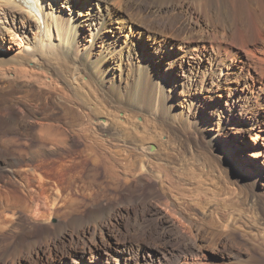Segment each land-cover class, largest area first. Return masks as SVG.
<instances>
[{"label": "bare ground", "instance_id": "bare-ground-1", "mask_svg": "<svg viewBox=\"0 0 264 264\" xmlns=\"http://www.w3.org/2000/svg\"><path fill=\"white\" fill-rule=\"evenodd\" d=\"M25 1L0 0V264H154L122 231L141 204L164 245L174 240L158 264H170L166 255L177 264H264V198L240 217L234 208L222 214L210 197L200 215L196 206L188 214L170 194L185 196L203 177L182 157L197 156L198 131L210 150L226 140L227 156L239 154L248 178L264 185V0L239 2L238 12L250 11L245 26L233 21L232 0ZM100 174L134 181L146 199L82 216L79 201L93 198ZM162 196L194 232L204 223L220 229L221 242L183 237L187 230L154 205ZM238 222L246 243L233 236Z\"/></svg>", "mask_w": 264, "mask_h": 264}, {"label": "rangeland", "instance_id": "rangeland-1", "mask_svg": "<svg viewBox=\"0 0 264 264\" xmlns=\"http://www.w3.org/2000/svg\"><path fill=\"white\" fill-rule=\"evenodd\" d=\"M47 1L49 2V4H47V5H49V7L51 5H53V1L52 0H47ZM232 1H233L232 4L234 5L233 6L234 7V10L232 11L233 21L235 23L236 22L237 23H240V20H241L242 24H244V26H245L248 23V21L251 20L250 19L251 16L249 14L250 13L249 8L247 7L246 8V11L243 9L242 11H239L238 12L237 10H238V6H239V2H246V0H235L236 3H235L234 0H232ZM55 9L58 10L57 8H55ZM242 15H244L245 17L242 16ZM238 19H240V20H238ZM85 32L88 34V31H84V34H85ZM126 33H127V31L125 33H123V34H126ZM87 36L88 35H86V37ZM160 39L163 40L164 37H160ZM233 45L231 47H234ZM236 48H239V47H236ZM233 50H235V49H233ZM4 57H5L4 52L1 54V50H0V60L3 59ZM181 62L183 64H185L186 63V59L185 58H182L181 59ZM219 74L221 75V78L222 77L224 78V74H225L224 68H222L220 70ZM215 75L217 76V71H216ZM258 86H261L262 87L263 85L258 84ZM229 93H231V92H229ZM225 94H227V93H225ZM228 95L230 96V94H228ZM259 107L262 108V109L260 108V111L263 112V108H264V99L263 98H261L260 106ZM201 133H202L201 131H198L197 133L194 132L193 133V137H192L193 138L192 139V143L193 142L194 143L195 142H200V144L202 146V147H196V145H195V147H193L194 149L197 150L196 151V155L197 156L194 157V158H192L191 156H189L186 153V151H184L182 157L184 159H187L190 162H192L194 164V166H197L196 168H198V170L196 171V173L198 172L200 174V173L203 172L202 173V176L203 177H201L200 179L197 177V181H194L193 180V182H191L192 185H188V186L186 185L188 187V188H185L186 189V192L188 190H190V188H191V191L190 192L188 191V194L185 192V196L184 195L183 196L182 195L181 196L180 195H177L176 196V193L174 191H172L173 193L170 192V194H172L171 196H174L172 198H174V199L176 198V202H178L179 204H182V207H184V209H187V213L188 214H189L188 206L189 207H192V206L195 207L196 206L195 207V209L197 210L196 211V214L200 215L201 214V211H203V209L206 208V206H208L205 203L208 200L211 199L210 200V203L216 204V206L218 207L219 211H222V214H228L229 212H231L230 209L234 208V209H236V211L238 212V214L241 213L240 217H242V216L244 217V214L245 215L247 214L249 216V214L251 212V210L249 211V209H251L250 208V205L252 204L251 201H253V200L254 201L255 200H260V199H263L264 198V185L262 186V183L261 182H257L258 180H262V178H258L257 181H254V180H251L250 178H248V175H247L245 169L244 168H241V166H239V164H238L237 156L239 154L237 155V153H232L231 156H227V153L229 152V148L227 147L228 148L227 149V148H225V146L222 145V143L223 142H226V140L223 141L221 139H218V142L216 143V147H215L214 150L213 149H211V150L210 149H207L206 142H207V140H208L209 137L206 136V135H203V133L202 134ZM210 135H213V134L211 133ZM243 137H244L243 138V141L245 140L246 143L252 141V138H251L252 137V133H248L247 135L244 134ZM153 146H156V144L153 143ZM232 146L233 145H229V147H232ZM259 149L260 148H253V147H251L250 149H247L246 151L249 152V153L252 152L253 154H256L259 151ZM1 151L4 152L2 149H0V153H2ZM206 151H208V153L214 155L215 158L217 156H221V158L223 159V161H224V158H227V161H224V162L218 161L217 163L216 162H213L204 153ZM241 151H243V149L239 148V151L238 152L241 153ZM179 158L181 159L180 156H179ZM263 160H264V158H263ZM252 161H253V159L252 160H248V164H250ZM225 162L227 164V166L225 164L226 167L224 166V163ZM212 164H214V165H212ZM203 168L205 169V171L207 169L209 171L210 170L211 171L209 172V174L206 175V174H204L205 171L203 170ZM103 175L104 174H100V176H98V177L101 179ZM253 175L257 176L256 173H254ZM98 177L94 181V182H96V184L94 183V185L92 186V190L94 189V191H96V193L93 191V195H92L93 198H91V197H88L87 198V197H84L83 196L82 199H81L82 201L81 200L79 201L80 204H78V208H79L78 211H79V213L81 212V215L82 216H85V214H87L86 211L88 212V210L89 209H92L93 207H94V209L95 208H99L103 213H106V212L113 211L114 207H116L117 204L118 205H120V204H122V205H127V204L134 205V204L137 203V201H139L138 199L141 198L143 201H144V198L146 199V194H147V193H145L146 190L144 188H142L139 184L135 183L134 181H131L132 183L130 181L128 182L127 179L124 181L123 177L112 180V179H109L110 177L108 178V177H105V176H103V178L101 179L102 181H101ZM119 179H120V181H119V183H118L119 185H118V184H116V182ZM199 180H201V181H199ZM198 181H199V183H197ZM99 184H102V185H99ZM103 185L105 186V188L103 187ZM112 185H114V186H112ZM94 186L95 187L96 186H99V187H97V189L98 188L99 189L97 190ZM148 186H150V185H148ZM200 187H201V189H203V192H202L201 189H199ZM145 188H147V187H145ZM103 189H105V190H103ZM198 189L200 191H197ZM104 191H105V193H104ZM94 193L96 195H94ZM198 195L200 196V198H199ZM94 196H96V198ZM209 197H210V199H208ZM132 198H134V201L132 200ZM165 200L166 199H165V196H164L163 199H161V200H157V201L156 200H153V203H154V205L156 204L159 208L164 209V210H162V212H164V213H165V211L167 212L166 214H168V218L170 220L172 219V221L175 223V229L176 230H177V228H179V229H181L183 231H186L187 230L186 231L187 233L185 232V234L183 235V237L187 236L188 238H190V240L191 239H194L195 240V237L196 236L197 237L199 236L200 239H203L205 243H208L207 245H209V243L219 244L221 242L222 239H220V235H219V233H220L219 230L220 229L219 230L218 229H214L213 230V228H215V227L212 228V227H210L211 225H208V224L206 225L204 223L201 226V229H200V232L199 233L194 232V228L193 229H190L191 228V225H190L191 222L189 223V221L185 218L186 216L183 217L181 214H179V212L174 208L173 205H171L169 207H166L164 205V201ZM182 200H184L186 202H183ZM179 201H181V202H179ZM190 201H193V202H190ZM246 201L249 202L248 207L246 205H244V203H243V202H246ZM183 204H184V206H183ZM190 204H191V206H190ZM199 204H201V205H199ZM197 205H198V207H197ZM145 206H146L145 204H143V205L141 204L140 206H138V208L132 209V212H131V215L129 216V218L126 219L124 222L121 223L122 231L130 239L135 240L139 244H141V248H139V250H138L139 255H141V253H142L143 255L145 254L147 256H150L152 259H154V264H158V261L164 258V256L161 257L162 255L160 253L163 249H164L165 252H167V251L168 252L169 251L170 252L171 251L173 252V250H174V240H172V242L168 243L169 244L168 246L164 245V241H162V240L163 239H166V238H163L162 237L160 239V237L158 236V233H157L158 230H156V228L154 226L155 223L157 222V219H155L153 216H150L149 214L144 215V212L147 210V209H145L146 208ZM199 206H200V209H199ZM225 210L227 212H225ZM242 210H243V212H242ZM191 211H193V210H191ZM81 215H78V216H81ZM172 215H174V216H172ZM177 216H178L179 219L177 218ZM180 216H182V217H180ZM57 222H58V218H53L52 219V224H55ZM240 225H241V223L238 222L234 226V227H237V229L234 228V232L235 233L233 234V236H235V237L237 236L235 238V241H237V243L242 244V243H246V240H248V237L250 238V236L246 233V230H245L246 228L243 227V225H241V226ZM235 229H236V231H235ZM174 231L175 230L173 228L170 233H174ZM35 232H36L37 235H41V234H43L44 231H43V228H41V226H39L36 229ZM151 234H152V236H151ZM150 236H151V238H150ZM183 237L181 239H183ZM210 238H211V240H210ZM52 240H50L49 244L46 245L44 243V240H41L40 239L38 241V244L41 243V245H46V246H48V248H52L54 250H61L63 245L60 244V242L57 243L58 242L57 240H53V241ZM137 242H134L133 241L134 244H138ZM149 246H151V248L152 247L153 248H157L158 250L157 249L156 250L155 249H151V248H149ZM134 247H137V246H134ZM166 248H168V249L170 248V249L168 250ZM256 253H257V255L259 254L258 252H256ZM204 256H206L208 258H214L215 257V255H214V257L212 255H210V252L209 251L204 252ZM165 257H166L167 260L170 259L169 260L170 264H174V263L177 264L175 260H172L171 256L169 257V256L166 255ZM167 257H169V258H167ZM218 262L219 261H215V264H219Z\"/></svg>", "mask_w": 264, "mask_h": 264}, {"label": "water", "instance_id": "water-1", "mask_svg": "<svg viewBox=\"0 0 264 264\" xmlns=\"http://www.w3.org/2000/svg\"><path fill=\"white\" fill-rule=\"evenodd\" d=\"M152 149H153V146H152Z\"/></svg>", "mask_w": 264, "mask_h": 264}]
</instances>
